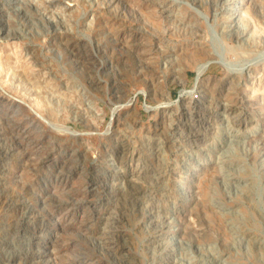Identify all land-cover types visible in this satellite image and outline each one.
<instances>
[{
	"label": "rangeland",
	"instance_id": "374dc122",
	"mask_svg": "<svg viewBox=\"0 0 264 264\" xmlns=\"http://www.w3.org/2000/svg\"><path fill=\"white\" fill-rule=\"evenodd\" d=\"M0 242L264 264V0H0Z\"/></svg>",
	"mask_w": 264,
	"mask_h": 264
},
{
	"label": "bare ground",
	"instance_id": "6f19581e",
	"mask_svg": "<svg viewBox=\"0 0 264 264\" xmlns=\"http://www.w3.org/2000/svg\"><path fill=\"white\" fill-rule=\"evenodd\" d=\"M246 2V1H245ZM7 3V2H6ZM228 4H230V3H228ZM238 5L239 4H237V5H234V4H231V5H229V7L227 8V10H228V12H230L231 13V15H234V18L236 17V16H245V13L244 12H240V11H238L237 12V10H238ZM237 12V13H236ZM152 16H154L155 15V11H152ZM196 16L199 18V19H202V20H206L207 19V14L206 13H204V12H196ZM155 17V16H154ZM240 19L242 18V17H239ZM4 22V21H3ZM52 22V21H51ZM2 23V22H1ZM4 24V23H3ZM5 25V24H4ZM7 28V27H6ZM5 30V29H4ZM5 33V32H4ZM236 34V32L235 31H233L232 30V33H231V35H235ZM210 60V59H209ZM209 60L207 61V62H209ZM212 60V59H211ZM207 62H203V63H201V65L199 66L200 68H197L198 69V73L199 74H201L204 70H205V68H206V63ZM212 62V61H211ZM199 65V64H198ZM234 66V65H233ZM153 87V86H152ZM153 89V88H152ZM155 89V88H154ZM156 90V89H155ZM155 93V92H154ZM116 111V110H115ZM114 112V111H113ZM4 152V151H3ZM9 199V198H8ZM28 229V228H27ZM4 232V231H3ZM44 240V239H43ZM1 243V242H0ZM41 244V243H40ZM39 248V247H38ZM43 253V252H42ZM29 256H31V255H29ZM50 257V256H49ZM41 259V258H40ZM35 260V259H34ZM37 260V259H36Z\"/></svg>",
	"mask_w": 264,
	"mask_h": 264
}]
</instances>
